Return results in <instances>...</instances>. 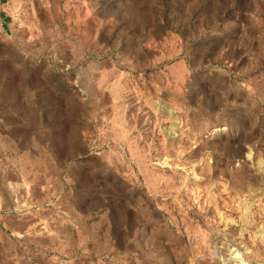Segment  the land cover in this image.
<instances>
[{
  "label": "rangeland",
  "instance_id": "374dc122",
  "mask_svg": "<svg viewBox=\"0 0 264 264\" xmlns=\"http://www.w3.org/2000/svg\"><path fill=\"white\" fill-rule=\"evenodd\" d=\"M0 264H264V0H0Z\"/></svg>",
  "mask_w": 264,
  "mask_h": 264
}]
</instances>
